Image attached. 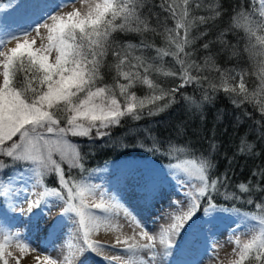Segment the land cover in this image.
Here are the masks:
<instances>
[{
    "label": "snow or ice",
    "instance_id": "1",
    "mask_svg": "<svg viewBox=\"0 0 264 264\" xmlns=\"http://www.w3.org/2000/svg\"><path fill=\"white\" fill-rule=\"evenodd\" d=\"M77 2L8 0L7 4H0V204L12 212L19 208V214L28 216L38 208H42L43 215L47 216L56 205L62 204L52 231L62 229L63 221H70L72 228L64 234L65 245L72 249L71 241L76 234L83 241L81 246L72 249L73 256L91 253L104 264H172L171 257L176 254L185 233L194 239L202 237L205 250L211 253L215 251L216 238L212 231L215 221L221 215L234 216L238 222L235 228H229L230 235L241 226L258 229V232L243 242L237 238L234 251L238 258L233 264H264V202L256 204L258 215L217 204L211 193L218 192L222 185L226 187L228 178L225 174L210 180L208 172L213 165L206 157L180 158L183 149L170 145L167 153L170 162L163 167L183 198L172 197L162 215L155 218L159 227L153 234L115 195L101 193L97 201L100 186L88 180L66 177L61 163L54 159L56 154L68 163L69 169H83L77 146L66 139L69 134L89 140L102 139L110 135L111 128L119 125L122 117L131 115L139 120L140 110L168 95L149 78L150 65L131 63L127 54L122 55L112 48L114 33L141 31V25L147 30V21L141 19L146 0H79L81 8L73 7L72 11L63 13L64 8ZM257 4L258 20L254 18ZM158 7L175 21V28L167 30L169 48L157 49L158 56L162 59L172 55L181 64L179 88L199 83L201 77L189 74V67L199 70V66L185 67L181 54L190 55L186 48L193 42L189 36L191 30L197 24L207 25L220 16L219 5H205L203 0H160ZM202 8L210 15H193ZM251 9L237 12L233 20L247 36L244 51L259 68L256 73L259 85L249 92L245 80L247 74H233L228 70L221 72L219 87L226 94L239 97V104L254 103L264 113V0H251ZM18 14H21L19 19L16 18ZM152 14L148 12L149 16ZM41 29H44V35ZM204 35L206 33H201ZM221 43L224 48L229 47L226 41L221 40ZM203 47L208 49L209 44L205 43ZM110 50L116 60L115 83L112 85L102 83L101 75L104 58ZM136 59L140 60V57ZM141 67L144 68L143 75L139 71ZM175 74L165 72V75ZM137 83L146 85L153 94L137 97L131 91ZM212 87L217 90V85ZM117 89L123 104L117 97ZM176 91L177 88L171 89L172 93ZM169 103L158 107L157 112L163 111ZM148 114L155 113L149 110ZM62 121L64 126H61ZM212 148L214 150L216 145L212 144ZM150 150L159 151V148L154 144ZM52 172L59 188H50L45 183ZM162 188L163 181L158 178L142 186L141 198L146 207L158 199ZM239 188L242 192L249 191L244 184ZM223 195L225 199H239L234 193ZM23 203H27L26 209L21 208ZM248 203L254 201L249 199ZM201 208L203 213L198 215ZM121 212L130 226L140 229L137 235L146 243H140L134 237L117 238L112 244L91 239L101 230H118L121 225L115 221ZM0 237V264H8L5 248L13 241L22 252L40 251L19 239L18 234L5 232L2 225ZM157 242L161 246L159 253ZM145 251L149 254L147 260L141 255ZM68 260V256L58 261L50 253L44 254L45 264H68Z\"/></svg>",
    "mask_w": 264,
    "mask_h": 264
},
{
    "label": "trees",
    "instance_id": "2",
    "mask_svg": "<svg viewBox=\"0 0 264 264\" xmlns=\"http://www.w3.org/2000/svg\"><path fill=\"white\" fill-rule=\"evenodd\" d=\"M7 3L8 0H0V4ZM159 3L160 0H146L141 19L147 21V30L141 25V31L114 33L112 48L122 55L127 54L131 63L150 65L149 78L160 89L167 91L168 95L164 100L140 110L139 120L133 119L131 115L122 117L120 124L111 128L109 136L96 140H78L83 169L75 167L66 170L62 166L65 175L76 180H86L90 177L89 173L101 175L121 165L133 169L142 162H150L165 170L163 165L170 162L167 154L170 145H175L177 149H183L179 153L180 158H208L213 165L208 172L210 180L227 175V186L222 185L218 192L211 193L217 204L258 215L260 213L256 204L264 202V175L261 174L264 173V113L254 103L239 104V97L226 94L219 87L221 72L228 70H232L233 74H247L245 80L249 92L259 85L256 75L259 68L244 51L247 36L243 28L236 27L233 20L237 12L252 10L251 0H203L205 5H219L221 14L207 25L197 24L191 30L189 36L193 42L186 48L190 55L181 54V58L186 62L185 67L193 64L199 66V70L189 67V74L199 76L201 80L182 88L178 87L182 83L181 64L172 55L161 59L157 54V49L169 48L167 30L175 28V21L161 11ZM256 8L254 18L258 20V4ZM149 11L153 13L151 16L148 15ZM193 15L210 13L202 8ZM201 33L206 35L201 36ZM221 40L226 41L229 47L224 48ZM205 43L209 44L208 49L203 47ZM129 45L134 47L129 48ZM171 50L175 51V47L171 46ZM234 52L237 55H233ZM104 59L102 83L112 85L115 83L116 60L111 50ZM139 71L143 75L144 68L141 67ZM169 71L176 74L165 75ZM212 85H217V90L214 91ZM173 88H177L175 93L171 92ZM116 91L117 97L123 98L119 96V90ZM131 91L140 98L153 94L141 83L135 84ZM166 103L169 106L157 112V108ZM149 110L155 114L149 115ZM154 144L159 151L150 150ZM212 144L216 145L214 150ZM45 183L50 188H59L53 172L46 177ZM241 184L248 186L249 191L242 192L239 188ZM225 192L234 193L239 199H225ZM249 199L254 203L249 204ZM206 202L207 197L204 198ZM202 213L201 208L198 215Z\"/></svg>",
    "mask_w": 264,
    "mask_h": 264
},
{
    "label": "rangeland",
    "instance_id": "3",
    "mask_svg": "<svg viewBox=\"0 0 264 264\" xmlns=\"http://www.w3.org/2000/svg\"><path fill=\"white\" fill-rule=\"evenodd\" d=\"M73 7L81 8L79 0L75 5H69L62 11L63 13L70 12L73 10ZM43 30L44 29H41V33ZM33 35H35V33H33ZM36 43L39 45V38H37ZM118 99H120V101L122 100L121 103L123 104V98ZM64 125L65 122L62 121L61 126ZM92 136L95 137V130H93ZM66 139L76 146L78 145V140H88L86 137L71 136L70 134ZM54 159L61 163V166L66 168V170L74 169H69L68 163L66 161H61L58 154L54 155ZM5 162L7 161L5 160ZM50 174L51 173L48 175ZM53 174L55 175L54 172ZM153 178L162 180L163 188L158 199H156L150 207H146L141 198V189L147 181ZM86 180L90 181L93 185L100 186L97 191V201L101 193L115 195L122 204L133 214L138 216L141 223L145 225L150 234L155 233L159 227V223L155 218L162 215L163 211L168 207L172 197L175 196L176 199L183 198L177 191L175 183L167 177L166 171L150 162L138 163L133 169L121 165L114 170L105 171L101 175H91ZM37 191H39V189H37ZM61 207H63L62 204L56 205L47 216L43 215L42 208L38 211L34 209L30 216L27 214H19V208L16 212L9 211L4 206L0 208V225H2L3 230L12 234H18L19 239L29 242L32 248H38L40 250H26L22 252L20 248L17 247L16 242L13 241L10 246H6L5 248V259L8 261V264H45L44 254L49 253L52 258L58 261L68 256V264H81V261L82 264H104L99 257L91 253H86L83 257H77L73 256L72 251L67 252L64 250V248H68L65 245L64 234L72 228L71 222L63 221L62 229H58L55 232L52 231V224ZM21 208L26 209L27 203L21 204ZM115 222L121 225L118 230L107 232L101 230L99 233H94L91 239L101 243L111 244L114 243L117 238L123 240L134 237L135 240L140 243L147 242L146 240H140L137 235L140 229L130 226L122 213ZM237 222L236 217L229 215H221L215 221V227L212 230L216 238V242L213 245L215 251L211 253L205 250L206 246L202 237L194 239L191 235H188V233L183 234L176 254L171 257L172 264H179L178 261L180 262L183 259L186 260V264H197V262L198 264H200V262H204V264H233L238 258L234 251L237 238L243 242L250 239L258 232V229L252 230L251 227L246 228L245 226H241L238 231L230 235L229 228H235ZM0 239H2V237H0ZM82 243L83 241L79 235H74L71 245L78 248ZM74 247H72V249H74ZM156 249L159 253L160 249L157 244ZM111 254L112 253H109V255ZM141 255L145 260L148 259L149 254L146 251Z\"/></svg>",
    "mask_w": 264,
    "mask_h": 264
},
{
    "label": "bare ground",
    "instance_id": "4",
    "mask_svg": "<svg viewBox=\"0 0 264 264\" xmlns=\"http://www.w3.org/2000/svg\"><path fill=\"white\" fill-rule=\"evenodd\" d=\"M56 2H58V0H56ZM42 35H44L45 34V32H44V30L42 31V33H41ZM9 46H11V45H9ZM122 214H123V212H121ZM138 217V216H137ZM134 229V228H133ZM136 230V229H135ZM138 230V229H137ZM136 233H137V231H136ZM73 242H74V240H73ZM108 244H110V243H108ZM112 244V243H111ZM157 245H159V243L157 242ZM75 246H76V244H75ZM72 247H74V246H72ZM75 248V247H74ZM159 249H161V246L159 245ZM64 250L65 251H72V249H70L69 247L68 248H64ZM160 252V251H159ZM178 263L179 264H186V260H181L180 262L178 261ZM200 264H204V262H200Z\"/></svg>",
    "mask_w": 264,
    "mask_h": 264
}]
</instances>
